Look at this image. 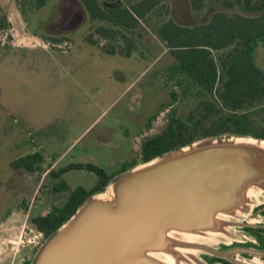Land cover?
<instances>
[{
	"label": "rangeland",
	"instance_id": "obj_1",
	"mask_svg": "<svg viewBox=\"0 0 264 264\" xmlns=\"http://www.w3.org/2000/svg\"><path fill=\"white\" fill-rule=\"evenodd\" d=\"M206 3L197 11L190 0H161L134 32L137 50L129 58L107 55L86 41L89 35L97 38L95 29L106 23L89 21L78 0H51L28 17L16 0H0V16L6 14L12 25L0 32V264H32L46 239L31 220L68 201L70 191L54 192L62 180L71 190H92L99 182L87 170L60 179L49 177V171L93 164L112 181L124 167L143 163V142L162 131L169 115L188 118L201 96L190 84L189 97H183L187 86L171 79L176 61L159 27L169 19L189 26L203 23L216 1ZM49 36L68 41L49 45L44 42ZM254 58L264 72L262 45ZM172 90L179 101L161 113ZM34 153L42 154L44 162L35 184L28 186L32 178L11 163ZM249 236L238 228L233 241L245 243ZM232 262L264 264V259L238 254Z\"/></svg>",
	"mask_w": 264,
	"mask_h": 264
},
{
	"label": "water",
	"instance_id": "obj_2",
	"mask_svg": "<svg viewBox=\"0 0 264 264\" xmlns=\"http://www.w3.org/2000/svg\"><path fill=\"white\" fill-rule=\"evenodd\" d=\"M263 201L264 140L206 138L110 180L45 240L32 264H207L204 254L228 256L221 245L234 242Z\"/></svg>",
	"mask_w": 264,
	"mask_h": 264
},
{
	"label": "trees",
	"instance_id": "obj_3",
	"mask_svg": "<svg viewBox=\"0 0 264 264\" xmlns=\"http://www.w3.org/2000/svg\"><path fill=\"white\" fill-rule=\"evenodd\" d=\"M16 1L21 14L28 17L43 10L51 0ZM78 1L89 21L106 23L95 29L97 38L89 35L86 41L100 47L107 55L129 58L137 50L134 32L161 4V0ZM215 1V9L203 23L189 26L169 19L159 27L160 35L176 61L171 69V79H177L179 87L187 86L183 97H189L191 84L201 99L186 120L172 113L162 131L143 142V163L196 141L225 134L264 140V72L254 58L258 46L264 47V0ZM190 3L197 11L207 4L206 0H190ZM220 3L226 8L217 5ZM11 28L8 16L2 14L0 32ZM64 41H68L65 36L44 39L49 45ZM170 94L171 102L162 105L161 113L179 101L176 91L172 90ZM43 162V155L34 153L13 161L11 167L39 172ZM137 165L133 162L124 167L122 173ZM75 170L93 172L99 182L92 190L81 186L71 190L63 180L54 188L56 193L70 191V196L63 206L54 207L46 215L31 220L45 239L68 222L87 198L103 192L111 180L104 169L93 164H70L51 171L50 175L61 178Z\"/></svg>",
	"mask_w": 264,
	"mask_h": 264
},
{
	"label": "flooded vegetation",
	"instance_id": "obj_4",
	"mask_svg": "<svg viewBox=\"0 0 264 264\" xmlns=\"http://www.w3.org/2000/svg\"><path fill=\"white\" fill-rule=\"evenodd\" d=\"M19 172H24L25 177L29 176V178H32L30 181H26L28 183H25V185H32L35 184V178L37 175H39V172H29L26 170H15ZM52 171V170H51ZM48 172L49 177L53 178L50 173ZM41 176V174H40ZM62 178V177H61ZM60 179V178H55ZM23 180V179H22ZM25 182V181H24ZM239 231L241 233L252 235L247 237V242H233L230 245H221L220 250L221 253H226L227 257H220L216 255L209 254V256H203L202 258L207 260L209 264H234L232 261L236 259V255L241 254L245 257L249 256H256L251 255L247 253V251L255 252V253H264V201L263 203L256 206L252 212V215L249 220H246L243 222L242 227L239 228ZM245 236V235H244ZM252 242L256 244L255 246L252 245ZM237 250H241L243 252L240 253H234ZM246 251V252H245ZM261 257V256H257ZM264 259V257H262Z\"/></svg>",
	"mask_w": 264,
	"mask_h": 264
}]
</instances>
